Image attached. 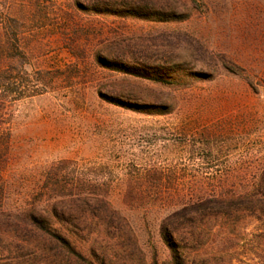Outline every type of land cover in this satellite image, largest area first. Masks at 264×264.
Masks as SVG:
<instances>
[{
    "label": "rangeland",
    "instance_id": "374dc122",
    "mask_svg": "<svg viewBox=\"0 0 264 264\" xmlns=\"http://www.w3.org/2000/svg\"><path fill=\"white\" fill-rule=\"evenodd\" d=\"M201 4L0 0V264H62L30 211L93 264H164L172 222L188 264H264V0Z\"/></svg>",
    "mask_w": 264,
    "mask_h": 264
},
{
    "label": "trees",
    "instance_id": "16d2710c",
    "mask_svg": "<svg viewBox=\"0 0 264 264\" xmlns=\"http://www.w3.org/2000/svg\"><path fill=\"white\" fill-rule=\"evenodd\" d=\"M157 1H165L166 6H172L180 5L179 7H182V11L178 12V10H175V13L171 16L170 14H165V17L167 19H178V20H185L188 18V15L185 11L189 10L188 7V0H157ZM195 5V9H199L204 6V4H201V0H189ZM252 5V4H250ZM171 9V8H168ZM170 12V11H169ZM101 202H106L104 198L100 199ZM191 208H185L182 211H179L178 213H175L172 215V217H182L187 218L189 214V209ZM263 213H264V203L262 204ZM33 211H30L28 213H25L22 217L23 225L25 230H33L34 232V247L37 248V251H39L36 256L41 257H54L55 259H58V261L62 264H93L91 260L86 258L83 255L82 248L79 247L73 240L71 236L67 235L68 233H72L74 235L79 236V231L81 229L76 223H70V222H64L61 224V226H58L57 223L50 220L48 217H37ZM119 222L121 221L124 226V230H126L124 233H126L127 238L133 243L135 247H138L135 233L130 226L127 219L123 216H121L119 213L116 215ZM171 220V219H170ZM121 225V224H120ZM75 228V229H70ZM171 227V228H170ZM170 227L167 226L164 229V239L168 243V245L173 249V255L172 259L169 261H166L164 264H188L189 260L188 253L190 250H192L195 247V243L198 242V237L196 235V232L191 230V236L185 240V237L183 236V233H180V227L176 226L174 222L170 224ZM30 239L24 240L27 248L32 245V242ZM140 250V249H139ZM95 255V254H94ZM97 257V256H96ZM102 263H104L102 261Z\"/></svg>",
    "mask_w": 264,
    "mask_h": 264
}]
</instances>
